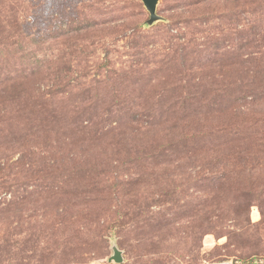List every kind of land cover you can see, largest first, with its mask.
Instances as JSON below:
<instances>
[{
    "label": "rangeland",
    "instance_id": "1",
    "mask_svg": "<svg viewBox=\"0 0 264 264\" xmlns=\"http://www.w3.org/2000/svg\"><path fill=\"white\" fill-rule=\"evenodd\" d=\"M0 0V264H264V0Z\"/></svg>",
    "mask_w": 264,
    "mask_h": 264
},
{
    "label": "water",
    "instance_id": "2",
    "mask_svg": "<svg viewBox=\"0 0 264 264\" xmlns=\"http://www.w3.org/2000/svg\"><path fill=\"white\" fill-rule=\"evenodd\" d=\"M142 2L150 14V19L146 23L147 26H151L155 22L162 20V17L157 14V4L159 0H142ZM109 261H114L118 264L124 261L123 253L116 245L113 246V255L110 257Z\"/></svg>",
    "mask_w": 264,
    "mask_h": 264
}]
</instances>
